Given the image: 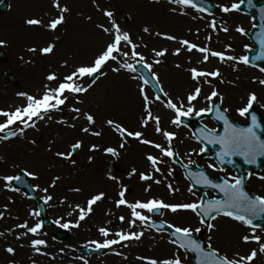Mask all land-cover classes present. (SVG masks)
Here are the masks:
<instances>
[{
  "label": "rangeland",
  "instance_id": "obj_1",
  "mask_svg": "<svg viewBox=\"0 0 264 264\" xmlns=\"http://www.w3.org/2000/svg\"><path fill=\"white\" fill-rule=\"evenodd\" d=\"M210 1L219 8L230 7L241 0ZM2 2H6L7 9L0 13V42H3L0 52L6 54L7 61L0 63V110L11 111L22 107L25 102L17 95L18 93L34 96L41 94L44 85L49 83L46 80L47 75L55 73L62 79L75 67L90 63L109 41V37L97 25L103 24L104 27L110 28L111 25L102 13L112 11L121 29L127 31L133 42L140 45L137 51L146 57L147 62L151 64L155 59L161 61L153 66V72L159 78V87L163 88L167 96L162 95V100L151 103L150 108L152 115L159 117L161 129L176 134V139L172 143L173 151L178 154L177 158L188 166L202 168L212 179L222 177L230 183L233 182L229 179L234 177L232 169L220 170L212 160L211 153L205 158L197 155L202 145L192 136V129L182 123L180 127L172 125L174 113L164 105L171 98L173 102L179 104L183 101L187 106V95L194 87L200 86L201 96L194 102L195 108L196 110L206 108L209 103L206 97L215 88L219 97L212 103L219 101L221 109H227L226 115L234 123L247 125L246 118L237 115V110L247 104L250 94L255 93L257 101L253 108L259 113L264 127V86L259 84L260 80H264V71H261L264 66L261 68L245 66L236 63L235 60L221 62L214 57H210L207 63H202V53L195 50L188 52L179 44L180 40H186L201 48L207 47L211 51L230 55L238 60L241 56H247L253 49L247 37L254 27L251 18L236 12L228 14L222 12V17L203 15L193 9L169 4L168 0H159V3H153L151 0H138L137 3L135 0H59L61 7H67L69 11L64 13L65 23L58 26L56 31H50L47 25L59 15L58 10L52 7L53 0H0V4ZM28 19H39L44 26H29L26 23ZM212 21L218 24L219 30L212 27ZM238 27L243 30V35L236 31ZM144 28H148L149 32L145 33ZM224 28L227 31H223ZM168 35L176 39H163ZM48 44L55 45L52 54L41 55L39 51L35 53L28 51L30 48L42 49ZM177 49L180 50V55H173ZM154 50H166L167 54L157 58ZM128 62L135 63L130 58ZM191 68L207 72L219 70L221 76L212 80L211 85L206 83L196 85L190 78ZM106 71L107 75L102 76L80 97L82 103L75 104L74 101L67 103L63 111L52 113L51 121H37L36 127L27 129L23 137L0 140V176H16L20 171H28L38 177L35 180L28 177L32 187L48 188L47 194L53 196V200L46 205L50 227L41 228L38 236L31 234L23 236L25 230L17 227L22 224V220H13L11 216L15 215L20 207L26 208V223L32 227L39 222L38 217L29 215L30 212L37 211L36 204L27 199L22 191L6 190L3 181H0L2 185L0 201H5L0 202V213L3 214V218L0 219V233L3 234L0 235V264H84L85 260L88 264H145V259L162 261L177 255L181 258L182 264H193L189 253L169 243L171 239L167 234L141 228L139 222L135 227L129 228L130 210L123 206L121 208L115 206L122 190L129 203L158 199L168 204L199 202L201 191L192 189V192H189L191 185L181 169L168 157L162 156L158 150L142 145L132 137L126 142L119 136L114 126L109 128L107 121L111 119L127 131L143 132L142 138L167 147L163 136L155 132L154 121H150L146 128L141 127L145 113L143 100L139 94L142 86L139 78L134 80L131 76L135 74L125 71L119 73H113L108 69ZM9 74L14 77V84L7 81ZM144 87L150 99L155 96L149 88ZM71 107H79L83 112L92 114L96 124L88 125L82 117L74 120L73 116L77 114L69 111ZM194 116L195 114L190 118ZM57 120L64 123H57ZM200 123L215 132L219 129L209 116H204ZM191 124L196 126L194 123ZM82 127H88L90 132L93 130L100 132L101 135L84 133L81 131ZM77 141L82 142V147L76 150L72 158L74 163L56 155L57 152L71 155V146ZM121 144L124 146L120 147ZM93 146L97 150L89 151ZM107 148L114 149L117 155L106 154ZM143 153L151 154L162 161L158 165L160 172L152 171L150 164L144 160ZM189 153L192 155L189 156ZM189 161L193 163L189 164ZM111 162H116L117 167L123 169L122 173L108 171L107 167ZM209 164L216 170L209 168ZM133 170L135 175L131 174ZM170 170L171 175L168 174ZM141 172H151L154 179L160 180L161 183L142 182L139 179ZM110 176L114 179H109ZM245 176L246 189L250 194L264 196V180L258 178L264 176V160L260 170H250ZM56 177L60 179L56 180ZM53 182L55 187H50ZM149 185L150 191L146 192L145 188ZM168 185L172 186L171 193ZM77 188L80 189L79 192L73 191ZM36 193L42 199L46 195L41 190ZM100 193L104 194V198L93 206L94 210L86 215L85 220L79 221L76 206L86 207L87 201ZM206 195L208 199H214L212 193L207 192ZM120 216L125 217L123 224L119 220ZM151 219L153 220L152 216ZM56 220L61 224L78 222L79 227L68 229L57 227L54 223ZM160 220L166 224L189 227L193 230V235L202 234L206 246L211 243L221 255L234 257L237 253L244 255L250 249H258L255 243L243 244L241 241V237L250 235L253 229L243 227L223 216L211 221L210 224L214 225L212 230L208 229V224L201 225L200 218L189 211L172 213L163 209ZM101 227L111 233L143 231L144 235L139 241H125L111 249H104L102 255L89 259L78 256V249L94 247L90 241H103L104 238L98 231ZM196 228H200L201 231L196 233ZM57 232H66L67 241L63 243L56 241L54 235ZM255 234L264 242V225L255 228ZM18 235L22 237L19 240L16 239ZM114 238H116L114 235L108 237ZM33 239L46 242L47 247L40 250L45 255L37 254L30 247ZM124 244L128 246L125 247ZM60 246L74 254H66L67 252L59 250ZM8 247L15 249L14 255L5 251ZM117 252L120 255H116ZM253 264H264V254H258Z\"/></svg>",
  "mask_w": 264,
  "mask_h": 264
},
{
  "label": "snow or ice",
  "instance_id": "obj_2",
  "mask_svg": "<svg viewBox=\"0 0 264 264\" xmlns=\"http://www.w3.org/2000/svg\"><path fill=\"white\" fill-rule=\"evenodd\" d=\"M153 3H159V0H151ZM243 2V0H241ZM251 5L252 0H248ZM169 4L179 5L185 9L192 8L196 12H206V8L201 6L198 7L193 0H168ZM53 8H56L59 12L57 18L51 20V22L47 25V28L50 31H56L58 26L63 25L65 23V15L69 9L67 7H61L59 0H53L52 4ZM98 7V6H97ZM240 7V4L233 3L229 6H220V11L228 14L230 12L237 11ZM103 16L107 18L108 23L111 27H104L103 24H98L97 27L101 28L102 31L109 37V41L106 45L101 49V51L93 58V60L84 65H80L75 67L70 74H66L60 79L55 73L49 74L46 76V80L49 83L44 85L43 91L39 95H31L28 93H18L17 95L23 99L25 102L22 107H17L11 111L0 110V140L7 141L15 137H23L25 131L29 128H35L37 121H51L53 119L52 113L63 111L64 106L67 103L74 101L75 104L82 103L80 97L86 94L102 77L107 75L106 69L110 70L113 73H119L121 71H125L129 74L135 73L137 65H139L142 69L146 70L149 75L145 76L141 74L139 77L136 75H132V79H137L141 81V87L139 89V94L143 100V107L145 117L141 121V127L146 128L149 125L150 121L155 122V132L159 135H162L164 140L167 143V147L162 146L159 143H155L151 140L142 138L144 136L143 132L137 131H127L120 124L115 123L113 120L109 119L107 121V125L109 128L115 127V130L118 131L121 137L129 136L136 139L140 144L146 145L153 149L158 150L160 154L164 157H168L173 163H176L177 160L173 159L177 157L178 154L173 151V141L176 139V134L174 132L163 131L160 127V119L159 117H154L151 112L150 105L153 102L160 101L161 95L167 96V93L163 91L162 87H159V78L153 72V66L159 64L161 61L159 59H155L152 63H148L146 57L140 54L137 49L140 45L133 42L130 34L127 31H123L120 25L114 19V13L112 11H103ZM185 13H181L183 15ZM27 25L29 26H44L43 22L39 19H28L26 20ZM211 25H215V21L211 22ZM223 31H227L226 28L222 29ZM143 31L145 33L149 32L148 28H144ZM236 31L244 34L241 28H236ZM159 35V33H157ZM163 39L166 40H175L176 38L173 36H164ZM264 44V41H261ZM179 44L182 47H185L188 52H192L195 50L198 53H202V63H207L210 57L218 58L221 62L223 61H233L236 63L248 65V57L241 56L238 60L230 55H224L222 53H218L216 51H211L207 47H199L195 44H192L186 40H180ZM3 45V42H0V46ZM54 44H48L46 47L42 49L30 48L28 51L37 52L41 55H49L54 51ZM167 54L166 50L156 51L154 50V55L159 58L163 57ZM173 55H180V50L177 49L172 53ZM129 58L135 63H130ZM258 59L264 58V52L261 53ZM179 67V65H177ZM190 78L192 81L196 83V85H200L201 83H206L211 85V81L217 79L221 76L219 70L207 72L197 70L196 68L189 69ZM264 71V69H261ZM210 78V79H209ZM83 81V83H81ZM154 82V83H153ZM222 82V81H221ZM149 84L158 91L161 95H155L150 99L149 95L145 92V87ZM259 84L264 86V80H260ZM86 85V86H85ZM201 87L196 86L194 89L187 95L186 104L181 101L179 104L173 102L171 98L167 100L165 103V107L169 109L172 113H174V118L171 120V124L180 127L182 119L189 118L193 114L196 116H208L213 112V101L215 98L219 97L218 92L213 88L210 95L206 97V100L209 102L206 108H202L196 110L194 102L198 101V98L201 96ZM222 99V97H220ZM257 101V96L255 93L249 95L247 104L237 110V115L240 117H245L250 110L253 108L254 103ZM69 111L77 114L73 116V119H80L81 117L87 121L88 125H95L96 120L92 114L88 112H83L79 107H71ZM227 109H219L216 108L214 112V118L217 121H221L224 125V134L217 135L214 130H209L204 128L203 135L201 137L202 141H206L208 144L219 145L220 152L218 153V159L221 163H223L224 157L230 156H240L243 158L244 162L247 164H254L256 162L257 157H264V140H262L256 132V129L259 125L256 122V117H252V122L250 126L240 127L234 126L232 122H230L229 118L225 115ZM57 123H64V121L57 120ZM16 126L14 129L13 126ZM70 127H75V125H70ZM81 131L84 133H89L90 129L88 127H82ZM91 135L100 136L101 133L97 131H91ZM124 145L121 144L120 147ZM72 150L75 151L82 147V142L77 141L72 146ZM97 148L93 146L89 149V151H96ZM106 154H110L112 156H116L117 153L112 148H107ZM205 152V148L201 147L197 155ZM56 155L64 160L72 161V157L70 154H65L61 152H57ZM189 156L192 153L188 154ZM146 160L149 162L151 169L153 172H160V168L158 165L162 162L157 159L155 156L149 154L146 157ZM74 163V161H72ZM193 163L189 161V164ZM184 167H188L184 165ZM209 168L216 170L212 164L208 165ZM135 175V170L131 173ZM171 175V170L168 173ZM24 176L30 177L35 180L38 179L34 174L25 171L23 173ZM251 174H249L250 176ZM259 179L264 180V176L258 177ZM20 176H0V181H3V187L8 191H17V189L13 188V182L19 183ZM59 180V177L55 178ZM109 179H114V177H109ZM139 179L142 182H151L155 184H160L161 181L158 179H154L151 172L145 173L141 172L139 175ZM229 179L234 182L229 183L228 180H224L223 183L215 184L209 179V177L204 172L196 173L195 183L202 184L203 186L211 187L216 189L218 192L223 194V199H215L211 201H205L203 204L200 202L194 203H186V204H168L163 200L158 199H149L146 202L136 201L134 203H129L125 199V192L122 190L119 192V197L115 202L116 208H121L122 206L130 210L131 219L128 220V227H135L137 222L141 228H148L153 225V220L151 219L152 214L161 213V210L166 209L172 213H177L180 211H189L197 215L198 217H202L200 219L201 225L205 223L206 219L216 220L217 217L223 216L232 221L237 222L243 227H247L253 229V232L250 235H244L241 237V241L243 244L255 243L258 245L257 248L250 249L246 254L240 255L237 253L234 257H229L227 254L221 255L216 249H214L211 243L208 244V250L205 251L204 248L201 247V244L193 238V230L189 227H180L175 226L171 223L168 224H159L156 225L157 231H162L165 227L167 229H171V235L175 237V239L170 240L169 243L175 245L176 248L184 250L189 253H195L198 257L197 264H253V262L257 259L258 254H264V242L259 235L255 234V226L253 221L259 219L261 215H264V196H254L251 197L243 188V179L230 177ZM50 187H55V182L50 184ZM169 192L173 191L172 186L168 185ZM43 191L46 195L43 197V203L45 205L49 204L50 201L53 200L52 195H48V188L39 189L34 188L33 191ZM73 191L79 192L80 189H73ZM145 191H150L149 187L145 188ZM189 192H192V188L189 187ZM104 198V194H96L93 195L86 203V207H81L79 205L76 206V211H78L79 216L78 220L83 221L86 218L87 214H90L94 209L93 206L96 205L99 201ZM144 213H147L145 215ZM215 214V215H213ZM29 215L38 217L40 215L39 211L30 212ZM71 215V213H69ZM3 218V214L0 213V219ZM119 220L121 224L124 223L125 217L120 216ZM57 227H61L64 229H68L70 227H79V223L61 224L59 220L54 221ZM18 228L24 229L23 236H27L31 234L32 236H38L40 234V230L42 228V224L37 222L34 226L29 227V225L25 222L17 225ZM214 228L213 224H208V229L212 230ZM100 235L104 238L102 242L100 241H90L89 243L94 245L93 250L100 249H111L114 245L123 244L125 241L137 240L139 241L144 235L143 231L141 232H123L116 231L115 233L109 232L104 227L98 229ZM201 231L200 228H196L195 232L199 233ZM0 235H3L0 233ZM114 235L116 238L108 239V237ZM20 235L16 236V239H21ZM210 239V238H209ZM127 247V244H124ZM30 247L40 255H45V253L41 252V248L47 247V244L44 240L41 239H33L30 243ZM10 255L15 254V249L12 247H8L5 249ZM116 255H120V253H115ZM137 259H145L141 257H137ZM84 264H88L87 260L84 261ZM145 264H182L181 258L177 255L171 259H164L162 261H157L156 259H145Z\"/></svg>",
  "mask_w": 264,
  "mask_h": 264
},
{
  "label": "water",
  "instance_id": "obj_3",
  "mask_svg": "<svg viewBox=\"0 0 264 264\" xmlns=\"http://www.w3.org/2000/svg\"><path fill=\"white\" fill-rule=\"evenodd\" d=\"M193 2L196 3L198 7H201V6L205 7L206 8V12L212 13L213 10H214V6L211 3H209V2H206V1H203V0H193ZM5 9H6V4L3 3L0 6V13H3L5 11ZM239 9L245 10L247 14H251L252 13V10H255L256 11V16L254 18L256 19V21L258 23V27L256 28L255 32H253L250 35V39H252V41L254 42L256 48H255L254 52L249 55L248 62L250 64L254 65V66L255 65L256 66H262V65H264V58L258 59L257 57H260L261 56V53L264 52V44L261 43V41H264V4L255 5V4H253V0H252V3L250 5L249 2H248V0H245V3L241 4L240 7H239ZM0 61H5V55L4 54H0ZM136 71L140 75L141 74H143L145 76L149 75L147 73V71L144 70V69H142L139 65H137ZM9 80L10 81H13L12 76L9 77ZM148 86L156 93V95H161L158 91H156V89L152 86V84H149ZM161 97H162V95H161ZM216 108H219V103L218 102H216L214 104V106H213V112L211 113V117L214 120H215V118H214V112H215V109ZM253 116L256 117V122L259 125V127L256 129L257 135L262 140H264V138H263V136H264V129L259 124V121H260L259 116H258V114L253 109L250 110V112L248 113V116H247L248 121H249V126L251 125L252 117ZM199 118H201V116H199L198 119ZM215 121H217V120H215ZM182 122L183 123H189V120L185 118V119L182 120ZM217 122L220 123V125L222 126L219 134H217V135H223L224 134V125H223V123L221 121H217ZM230 122H232V121L230 120ZM233 125L234 126H238V125H236L234 123H233ZM203 129H204V127L202 125H199L198 128H195L194 135L197 138V140L199 142H201L206 148L208 147V148H210V149L213 150V152L215 154L214 155V159H215V161L218 163V165L221 168H225L226 166H229L232 169H234V171L236 172V175L239 178L243 179V188L245 190L246 178L244 177V172H248L250 169H260L261 168V161L264 159V157H257L256 162L254 164H247V163L244 162L243 158L240 157V156H230V157H224L223 158V163H221L220 160L217 158L218 157V153L220 152V146L218 144L217 145H213V144H208L206 141H202L201 140V137L203 135V131H202ZM216 147L218 149H216ZM74 152H76V150L73 151V153ZM205 154L206 153L204 152L202 156H205ZM235 160H239L240 162L239 163H236ZM177 163L183 169L184 174H185V177L191 182V185H192V187H193L194 190H199V189H202V190H213L216 193V195L220 196V198L223 199V194L220 193V192H218L216 189L211 188V187H207V186H203L202 184L195 183L196 173L203 172L202 169L198 168L197 170L194 171L192 168H189V167L186 168V167H184V165L181 164L178 160H177ZM110 170H114L113 167H112V165L110 166ZM18 176H20V178H21L20 179V182L19 183L13 182V184L19 190H24V192L27 193V195H28V197L30 199L36 200L37 205H38V210L40 212V215L39 216L42 219V226H48L49 225V221L46 220V212H45V206H44V204L36 196V193H35V191H33V188L30 186L27 177L24 176L23 173H19ZM223 181L224 180L219 179V182L220 183H223ZM212 183H215V182L212 181ZM215 184H217V183H215ZM251 197H253V196H251ZM205 201H209V200H207L206 199V196L203 195V198H202V202L201 203L203 204ZM154 215L160 216V213L154 214ZM213 215H215V214H213ZM210 221H211L210 218L209 219H206L205 220V224H208ZM159 224H161V222H154L151 227L154 230H156V227L155 226L156 225H159ZM253 224H254V226H261L262 224H264V215H261V217L259 219L254 220L253 221ZM168 230H170V231H168ZM159 232L168 233L171 236L172 239H175V237H173L171 235V229H167L165 227L162 231H159ZM57 237L59 239H64L66 237V235L65 234H60ZM197 241L201 244V247L204 248V243L201 240V236H198ZM207 250L208 249H205V251H207ZM101 252H102V249H100V250H90V249L89 250H82V253L85 256H91L92 254H97V253H101ZM192 254L194 255V259H193L194 264H197L198 257H197V255L195 253H192Z\"/></svg>",
  "mask_w": 264,
  "mask_h": 264
},
{
  "label": "bare ground",
  "instance_id": "obj_4",
  "mask_svg": "<svg viewBox=\"0 0 264 264\" xmlns=\"http://www.w3.org/2000/svg\"><path fill=\"white\" fill-rule=\"evenodd\" d=\"M136 1V3H137V1L138 0H135ZM216 15H218V13L216 12ZM220 15V14H219ZM132 26V25H131ZM22 99V98H21ZM149 149V148H148ZM144 150H146V149H144ZM147 155H149V154H147V153H143V158H144V160L147 162V163H149L147 160H146V156ZM94 176H96V174L95 173H92ZM98 175H101V173H98ZM2 187V185H1V183H0V188ZM1 203H5V201H0ZM11 217H13L12 219L13 220H17V221H20V220H22L21 221V223H25L26 222V208L25 209H23V207H20L19 208V210L16 212V214L15 215H13V216H11ZM27 224H28V222H27ZM112 226H114V224L112 225Z\"/></svg>",
  "mask_w": 264,
  "mask_h": 264
}]
</instances>
